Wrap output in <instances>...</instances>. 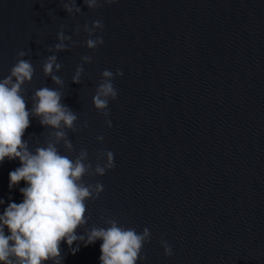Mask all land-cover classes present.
<instances>
[{
    "label": "water",
    "instance_id": "1",
    "mask_svg": "<svg viewBox=\"0 0 264 264\" xmlns=\"http://www.w3.org/2000/svg\"><path fill=\"white\" fill-rule=\"evenodd\" d=\"M64 3L0 0V78L27 51L35 67L23 86L29 106L37 88H63L62 103L78 114L76 129H66L73 148L60 141V151L74 159L86 148L93 166L99 153H114V168L84 177L104 185L86 201L87 227L109 218L138 232L148 227L141 264H264V0H102L97 8L77 0L83 12L75 16ZM97 19L104 43L90 49L83 26ZM62 26L78 42L57 53L64 86L43 71ZM105 69L124 71L113 81L109 117L93 104ZM54 131L35 117L24 138L35 150ZM19 165L0 164L6 201L23 199L8 188ZM101 243L73 254L62 242L64 264H99Z\"/></svg>",
    "mask_w": 264,
    "mask_h": 264
},
{
    "label": "clouds",
    "instance_id": "2",
    "mask_svg": "<svg viewBox=\"0 0 264 264\" xmlns=\"http://www.w3.org/2000/svg\"><path fill=\"white\" fill-rule=\"evenodd\" d=\"M112 4L116 0H103ZM88 8L102 6V0H84ZM64 8L72 15L82 13L77 0H65ZM101 19L94 20L83 28L88 33L84 42L90 49H96L104 43L102 35L95 34L103 29ZM80 31L79 26L74 30ZM58 42L49 45V52L43 63L44 74L56 84L64 86L65 81L57 73L62 64L57 53L69 50L78 42L72 35L66 34L61 27L57 35ZM19 59L10 69V74L0 78V164L5 158L20 161V165L9 172L8 188H19L23 199L16 202L0 197V264H64L62 242H66L75 254L81 245L88 246L96 241L100 244L99 264H141L147 259L142 254L143 246L151 240V231L145 227L142 232L136 228L125 227L117 219L106 220L107 226L87 227L90 217L86 214V201L96 199L104 190L100 182L86 183V175L103 176L115 167L112 151L99 153L95 166L89 160L88 149L80 150L74 159L62 153L58 147L60 141L68 149L73 144L68 139L66 129H76L78 114L69 105L62 103L63 88L47 86L37 88L32 94L31 105L25 96V82L30 83L35 75L33 63L25 59L28 52L20 50ZM82 61L91 63L93 57L84 55ZM84 73V64L77 66L72 81L80 83ZM123 76L124 71L114 73L105 69L102 80L93 96L94 106L109 117L110 100L118 97L114 86L115 77ZM38 117L43 126L54 129V139L32 150L26 130L32 118ZM106 123L112 127V120ZM87 127V124H85ZM97 140L103 141L102 135ZM106 157V159H105ZM24 181V186H19ZM83 227V231L78 229ZM165 255H174L173 246L167 240H161Z\"/></svg>",
    "mask_w": 264,
    "mask_h": 264
}]
</instances>
